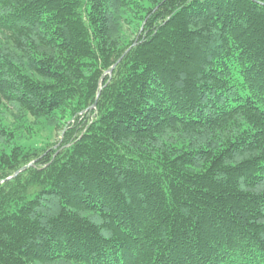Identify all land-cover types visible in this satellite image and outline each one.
Instances as JSON below:
<instances>
[{"label":"trees","instance_id":"obj_1","mask_svg":"<svg viewBox=\"0 0 264 264\" xmlns=\"http://www.w3.org/2000/svg\"><path fill=\"white\" fill-rule=\"evenodd\" d=\"M0 264H264V0H0Z\"/></svg>","mask_w":264,"mask_h":264},{"label":"rangeland","instance_id":"obj_2","mask_svg":"<svg viewBox=\"0 0 264 264\" xmlns=\"http://www.w3.org/2000/svg\"><path fill=\"white\" fill-rule=\"evenodd\" d=\"M6 114V119L8 120L9 123H11L14 120L13 113L10 112H5ZM34 120L31 119V123H33ZM33 127V132L35 135V138L33 139V142H49V143H56L60 140L61 138V132L58 131H53L50 132L49 128L47 127H37V126H32Z\"/></svg>","mask_w":264,"mask_h":264},{"label":"water","instance_id":"obj_3","mask_svg":"<svg viewBox=\"0 0 264 264\" xmlns=\"http://www.w3.org/2000/svg\"><path fill=\"white\" fill-rule=\"evenodd\" d=\"M136 44H134V46H135ZM120 61V60H119ZM115 67V66H114ZM113 67V68H114ZM112 72V71H111ZM96 107V104L93 106V108H95ZM24 170H25V168H24ZM17 175V174H16ZM9 179H11V178H9Z\"/></svg>","mask_w":264,"mask_h":264}]
</instances>
